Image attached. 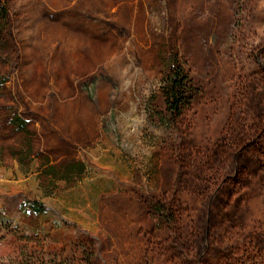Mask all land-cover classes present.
<instances>
[{
    "label": "rangeland",
    "instance_id": "rangeland-1",
    "mask_svg": "<svg viewBox=\"0 0 264 264\" xmlns=\"http://www.w3.org/2000/svg\"><path fill=\"white\" fill-rule=\"evenodd\" d=\"M4 1L0 264H264V0Z\"/></svg>",
    "mask_w": 264,
    "mask_h": 264
},
{
    "label": "trees",
    "instance_id": "trees-1",
    "mask_svg": "<svg viewBox=\"0 0 264 264\" xmlns=\"http://www.w3.org/2000/svg\"><path fill=\"white\" fill-rule=\"evenodd\" d=\"M9 20L10 16L7 5L4 0H0V36L7 28ZM161 90L164 97V110L160 116L163 121L166 120L169 123H175L197 95V89L189 77L187 70L183 64L176 61H172L169 65ZM10 122L27 134L25 121L18 119L17 116H13ZM19 152L21 153L22 151ZM15 158L20 164L24 161L23 157L16 156ZM84 169L85 165L80 161H71L60 166L47 163L43 164V167L40 168V173L41 175H47L51 179H75L84 172ZM28 207L34 214H42L47 210L46 206L38 200H30Z\"/></svg>",
    "mask_w": 264,
    "mask_h": 264
}]
</instances>
